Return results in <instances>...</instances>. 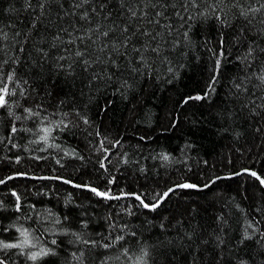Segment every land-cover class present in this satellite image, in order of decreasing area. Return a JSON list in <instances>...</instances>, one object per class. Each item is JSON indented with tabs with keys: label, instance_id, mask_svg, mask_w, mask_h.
I'll list each match as a JSON object with an SVG mask.
<instances>
[{
	"label": "trees",
	"instance_id": "trees-1",
	"mask_svg": "<svg viewBox=\"0 0 264 264\" xmlns=\"http://www.w3.org/2000/svg\"><path fill=\"white\" fill-rule=\"evenodd\" d=\"M261 5L0 0V181L53 176L152 204L222 177L153 210L13 178L0 185V260L264 264V186L233 176L264 179Z\"/></svg>",
	"mask_w": 264,
	"mask_h": 264
},
{
	"label": "water",
	"instance_id": "water-1",
	"mask_svg": "<svg viewBox=\"0 0 264 264\" xmlns=\"http://www.w3.org/2000/svg\"><path fill=\"white\" fill-rule=\"evenodd\" d=\"M249 174L251 176H253L254 178H257L260 183L262 179L256 172L254 171H251V170H242L240 171L239 173L233 175V176H236V175H240V174ZM252 173H256V175H252ZM29 178V179H33V180H57V181H60V182H63V183H67L75 188H78V189H82V190H88V191H91V192H94V193H102L100 190H98L97 188L93 187V186H89V185H82V184H78V183H74V182H71L69 180H66L64 178H59V177H53V176H44V175H28V174H14V175H11L9 177H7L6 179H4L3 181H0V185L4 184L5 182H7L8 180H11L13 178ZM219 178H222V177H218V178H215L213 179L210 183H208L207 185L205 186H198L196 184H192L190 182H184V183H180V184H176V185H173L171 187H169L164 193L163 195L154 203L152 204H147L145 203L142 198L140 196H138L137 194H120V195H99L101 196L102 198H106V199H110V200H115V199H121V198H135L137 199V197H139V199H137L138 201H140V203L144 206V204H147L149 205L148 207H145L149 210H153V209H156L158 208L162 203L163 201L173 192L175 191H178V190H185V189H193V190H203L204 188H206V186L210 185L212 182L218 180ZM185 184H188V185H194L195 187H182V185H185ZM262 186H264V183H261ZM93 189H95V191H93ZM167 193V195L165 196L164 194Z\"/></svg>",
	"mask_w": 264,
	"mask_h": 264
},
{
	"label": "snow or ice",
	"instance_id": "snow-or-ice-1",
	"mask_svg": "<svg viewBox=\"0 0 264 264\" xmlns=\"http://www.w3.org/2000/svg\"><path fill=\"white\" fill-rule=\"evenodd\" d=\"M89 0H81V3H88ZM193 4H195V0H192ZM81 5H77V7H79ZM103 7V5L101 6ZM261 7H264V5H261ZM254 11H259V9H254ZM133 15H135V13L133 12ZM87 17V12L84 13V17L82 18H86ZM104 35H107V32L103 33ZM262 81H264V76H261L260 77ZM9 80L12 79V76L10 75L8 77ZM9 94V90H8V87L7 85H5L3 88H0V106H3L6 104V99L5 97ZM195 99H201V97H195ZM45 131H48L47 129H45ZM252 175H256V173H252ZM261 183H264V180L261 181ZM182 187H195L194 185H188V184H185V185H182ZM93 191H95V189H93ZM98 195H107L106 193H97ZM165 196L167 195V193L164 194ZM137 199H139V197H137ZM149 205L147 204H144V207H148ZM22 235L25 236V240H24V244H28V240H27V233L26 231L25 232H22L21 233ZM2 243V242H0ZM22 245H17V244H3V247L5 248H13V247H21ZM40 254H47V253H33L30 258L32 260H35L37 258L38 255ZM147 253H145L146 255ZM0 264H4V262L2 260H0Z\"/></svg>",
	"mask_w": 264,
	"mask_h": 264
}]
</instances>
